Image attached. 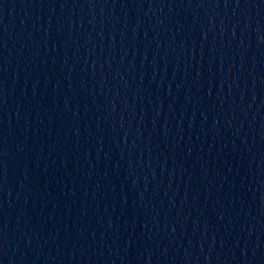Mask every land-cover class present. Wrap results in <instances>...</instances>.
I'll list each match as a JSON object with an SVG mask.
<instances>
[{"label": "water", "instance_id": "water-1", "mask_svg": "<svg viewBox=\"0 0 264 264\" xmlns=\"http://www.w3.org/2000/svg\"><path fill=\"white\" fill-rule=\"evenodd\" d=\"M0 264H264V0H0Z\"/></svg>", "mask_w": 264, "mask_h": 264}]
</instances>
